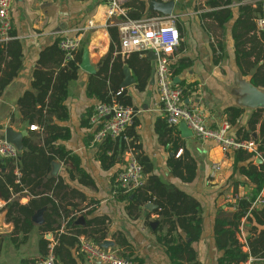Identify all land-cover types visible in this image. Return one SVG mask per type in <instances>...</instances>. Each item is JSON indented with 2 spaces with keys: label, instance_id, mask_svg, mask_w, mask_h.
<instances>
[{
  "label": "crops",
  "instance_id": "0c3cea01",
  "mask_svg": "<svg viewBox=\"0 0 264 264\" xmlns=\"http://www.w3.org/2000/svg\"><path fill=\"white\" fill-rule=\"evenodd\" d=\"M11 1V35L14 38L10 42L19 43L23 56L17 76L0 95V136L4 135L7 129H11L15 134L29 130V128L26 129L27 122L23 121L20 115L18 102L25 93L32 90L35 72H50L55 68L52 61L45 64L39 63L42 54L49 51L58 39L79 38V50L83 53L88 52V59L94 73H87L80 68L78 79L71 82L68 87L66 100L68 121L63 125L70 129V137L60 143L72 155L79 158L80 167L90 176L94 184L93 186L81 184L76 172H73L74 178L71 180L70 166L61 161L55 162L60 166L56 177H62L72 190L81 193L85 198V201L74 199L69 202L81 208L88 206L82 213L71 215V217L77 216V222L80 218H83L84 222L93 218L101 220L104 223L101 229L107 237L105 241L114 243V247L109 248V251L115 252L120 258H139L142 264H173L156 239L154 231L157 226L155 229L151 228V224L157 222L155 209L147 208L149 204L143 205L138 213L135 212L130 216L125 203L119 201L116 195L117 174L127 165L130 151L133 152L130 146L136 138L140 153L149 158L153 165V173L168 186L192 197L200 206L202 234L200 240L193 244L196 261L191 264H218L222 252L216 245V221L224 218L225 214L235 211L238 200L250 201L255 190V187L250 185L238 170L235 171L236 153H224L213 142H200L193 135L184 138L180 126L173 129L168 127L166 130H163L164 123H161V127L158 126L165 119V115L159 102L156 58L149 53L141 56L139 60L134 59L133 67L130 68L127 64L123 66V71L125 67L129 69L133 82L124 87V73L116 92L125 91L131 99L135 117L126 132L135 133L136 136L132 139L125 132L123 137L111 139L113 142L117 141L116 164L111 169L104 170L98 159L100 143H94L97 128L90 123L93 110L99 103L97 99L88 96L87 89L90 79L99 73L102 60L109 54L112 43L109 28H107L108 1L103 3L100 0ZM128 1L130 0H118L121 6ZM205 1L200 3L201 6ZM180 2L181 0L177 2L174 15L176 25L181 30V43L171 65L172 76V70L180 64L186 65L187 68L179 75L173 76V80L175 84L183 85L184 89L187 88L184 103L201 110L207 126L211 129H217L222 122L226 121V110L238 108L246 111L245 115L238 120V124L231 127L230 135L236 137L237 131L247 124L251 113L256 108L251 105L250 76H243L236 63L231 36L233 22L226 26L225 31H222L211 21L201 18L202 12L207 10H196L195 1L188 0L184 4ZM234 11L237 15V8ZM89 23H93V26L90 27ZM220 42L224 45L222 59H219V55L214 51ZM116 56L117 54H114L113 58ZM10 61L11 59L7 57L6 64ZM113 61L114 59L112 64ZM2 68L5 69V66ZM56 75L57 70H55ZM192 84L194 85L191 89L196 91L190 93L188 86ZM114 87L116 84L111 85L108 81V95L113 96ZM167 129H170L171 133L167 132ZM255 134L258 135V130ZM28 136L29 131L26 137ZM175 143L178 145L177 150L174 148ZM183 149L189 152L197 164L196 178L189 184L183 183L168 166L169 160L179 158L177 154L182 153ZM255 158L256 164H264L263 158L260 164L257 162L260 158L256 156ZM217 165L220 166V171L215 173L213 168ZM244 165L239 164L238 167ZM7 170L2 169L0 173L5 175L8 173ZM15 174L18 175L17 172ZM16 198L18 196H14L12 200ZM18 199L21 205H27L30 201L28 195H21ZM92 200L95 203L88 205ZM256 200L262 201L256 208L263 210L264 190L259 193ZM7 203L0 199V205L5 204L4 208ZM88 210L94 211L87 215ZM261 217L263 219L264 214ZM68 221L62 215L55 225L57 230L45 233L43 238L49 244L54 241L57 245L61 234L73 233L79 229L74 228L73 232L66 230ZM77 222V226H83ZM242 224H244V233L248 240L250 235H253L250 232L252 224L245 219ZM42 226L35 224V229L25 238L24 234L14 233V225L8 221L3 209L0 213L2 242L0 264L42 263L46 259L40 261L42 256L39 241L42 237L40 231ZM113 236H122L128 245L121 247ZM82 238L93 242L84 235L78 237L75 248L71 250L76 264H101L89 262L79 251L78 245ZM237 238L240 241V235L237 234ZM258 238L259 236L255 235L253 240ZM252 264H264V260L255 259Z\"/></svg>",
  "mask_w": 264,
  "mask_h": 264
},
{
  "label": "trees",
  "instance_id": "16d2710c",
  "mask_svg": "<svg viewBox=\"0 0 264 264\" xmlns=\"http://www.w3.org/2000/svg\"><path fill=\"white\" fill-rule=\"evenodd\" d=\"M241 2L242 0H206L196 10H207L202 12L201 18L211 21L216 28L222 31H225L226 26L233 22L231 36L237 66L243 76H250V83L254 87L264 91V31L258 32L256 26V20L264 17V5L252 7L241 5ZM122 8L126 10L128 19L134 21L158 16L156 13L147 12V0H130L124 3ZM235 8H237V15H235ZM178 30L181 32L180 28ZM108 31L112 42L110 51L102 60L99 73L90 79L87 94L97 99L98 103L132 107L131 99L126 92H120V90L116 92V90L119 89L120 79L124 77V64L131 68L133 67L132 61L139 60L142 55L131 53L128 56H122L118 29L113 27ZM13 38L14 36L11 35V40ZM10 41L0 43V95L14 80L21 67L23 56L21 47L18 42ZM60 41L61 39H58L49 51H45L39 62L45 64L52 61L55 68L50 72H35L32 90L25 93L18 102L22 120L30 126L36 125L39 132L36 133L29 128V136L22 139L17 160H5L0 157V170L8 169L7 174L0 173V199L8 202L4 209L8 221L14 225V233L24 234L25 238L35 229L32 221L34 215L44 210V224L40 228L42 232L39 241L42 256L40 261L44 260L48 254L49 243L43 238L44 234L55 232L58 219L64 215L69 220L66 230L79 229L75 232L72 230L73 233L61 234L54 248V254L58 264H76L71 250L75 248L79 236L84 235L95 244H101L107 237L101 229L104 223L99 219H88L83 226L76 225L77 216L71 217V215L82 213L88 206L81 208L69 200L85 201V198L81 193L72 190L62 177L51 175L53 164L61 161L70 166L71 180L74 178L73 172H76L81 184L85 186L94 184L90 176L80 167L79 158L72 155L60 143L70 137V129L63 125L68 121L66 107L68 87L71 82L78 79L83 58V52L78 50L73 59L67 60L65 53L59 47ZM214 51L219 55V59H222L224 45L221 42L218 43ZM114 54H117L115 58H113ZM7 57L11 59L8 64H6ZM3 66L5 69L2 68ZM186 68L187 66L182 64L173 68V76L179 75ZM55 70H57L56 76ZM108 81L111 85L116 84L113 88V96L108 95ZM193 85L188 86L190 93L196 91L191 89ZM179 86L183 88V85ZM186 96L187 88L184 90V98ZM245 113L243 109L230 108L225 112L226 121L231 127H235ZM161 123H164L163 130L169 127L166 118L158 126L161 127ZM170 129H167V132L171 133ZM257 130L258 135L255 134ZM126 135L130 138L136 136L135 133L127 132ZM235 138L239 141L253 140L258 145V151L264 159V110L253 111L247 124L237 131ZM116 142L106 138L100 143L98 159L104 170H109L116 164L118 152ZM130 148L143 168L145 184L142 188L127 195L117 189L118 200L125 203L130 216L135 212L138 213L143 205L149 204L147 208L149 206L151 207L149 209L154 208L158 222L154 233L166 255L173 264L194 263L196 252L193 244L200 240L202 234L199 204L183 191L165 184L153 173V165L149 158L140 153L136 138L132 141ZM174 148L178 149L176 143ZM235 153V171L238 170L249 184L255 187V190L250 201L238 200L235 211L224 213V218L217 219L215 224L216 245L222 252L218 264H245L249 258L264 260V218L261 217L264 214V208L263 210L251 209L252 203L264 190V164H256L254 154L243 150ZM239 164L245 165L238 167ZM168 166L183 183H192L196 178L197 164L187 150L183 149L179 158L169 160ZM21 195L30 197L27 205L19 203L18 198ZM14 196L18 198L12 200ZM93 203H95L94 200L88 205ZM93 211L88 210L87 215ZM244 219L252 224L250 232L253 233L247 240V252L244 251V246L237 238ZM255 235L259 238L253 240ZM113 238L121 247L128 245L122 236H113ZM1 245L0 240V248ZM127 259L131 264H142L139 258L128 257Z\"/></svg>",
  "mask_w": 264,
  "mask_h": 264
},
{
  "label": "built area",
  "instance_id": "2783aa9c",
  "mask_svg": "<svg viewBox=\"0 0 264 264\" xmlns=\"http://www.w3.org/2000/svg\"><path fill=\"white\" fill-rule=\"evenodd\" d=\"M167 2L169 0H158ZM179 0H175L177 3ZM11 0H0V43L4 44L11 40L12 20L10 16ZM264 5V0H242L241 5L256 7ZM238 5V4H237ZM107 28H117L119 33V48L123 56L131 53H140L142 56L153 52L156 56V82L159 92L160 106L164 112L169 128L185 124L194 138L200 142L208 141L216 144L224 153L239 150L255 154L262 159L258 151V145L253 141H239L230 135L231 125L224 121L217 129L207 126L205 116L197 107H190L184 103V88L175 84L171 72V65L181 43L180 32L176 25V16L172 18L148 17L141 20H130L126 10L122 8L118 0L108 1ZM90 27L93 23L88 24ZM258 32L264 31V17L256 20ZM65 53L67 60L73 59L74 54L80 48L79 38L64 37L59 44ZM135 117L133 107H124L119 104L99 103L95 106L90 117V123L97 128L94 143L98 144L106 138L117 139L124 136L128 126L132 124ZM31 131H39L37 126H30ZM181 152L178 153L180 156ZM19 149L8 141L0 140V157L5 160H17ZM214 172L220 171V166H214ZM145 184V176L142 166L136 155L130 151V157L125 168L117 174V189L123 194H130ZM262 201H254L252 208ZM5 205V204H4ZM0 205V213L4 209ZM240 243L247 248V237L244 233V224L240 226L238 236ZM56 243L52 241L48 245L46 259L40 264H57L54 254ZM79 251L91 263L101 264H131L128 259L120 258L115 252L104 250L98 244L87 238H82L78 245ZM255 261L249 258L245 264Z\"/></svg>",
  "mask_w": 264,
  "mask_h": 264
},
{
  "label": "water",
  "instance_id": "95a60500",
  "mask_svg": "<svg viewBox=\"0 0 264 264\" xmlns=\"http://www.w3.org/2000/svg\"><path fill=\"white\" fill-rule=\"evenodd\" d=\"M105 1H111V0H100V2H102V3ZM147 4H148V8H147L148 13H156L163 18H172L175 16L174 11H175L176 5H177L175 0H169L167 2H160L158 0H148ZM150 54L155 56V54L153 52H151ZM155 58H156V56H155ZM80 68L87 73H91V74L94 73V71L92 70V68L90 66L87 51H84V53H83V58H82V62L80 64ZM124 73H125V81H124L123 86L127 87V86L131 85L133 80L130 76L129 69L127 67L124 68ZM251 86H252V88H251V94H252L251 105H253L256 108V110L257 109H263L264 110V91L254 87L252 84H251ZM28 128H30L29 123L26 124V129H28ZM180 131L182 132L184 138H188V137L192 136V133L186 127L185 124L180 125ZM27 135H28V131H23L22 133L15 134L11 129H7L5 134L0 136V140L5 139L6 141H8L9 143H12L13 145H15L19 149L21 146L22 138L26 137ZM257 162L259 164L262 163V161L260 159ZM59 170H60V166L58 164L54 163L53 169H52V176L56 177L58 175ZM149 208H151V207L149 206ZM43 215H44V210L38 211L34 215V217L32 218L33 223L38 225V226L43 225L44 224ZM77 224L84 225L85 224L84 219L80 218L78 220ZM156 226H157V222L151 224L152 229H155ZM99 246L105 250H109V248L114 247V243L106 240V241H103L101 244H99Z\"/></svg>",
  "mask_w": 264,
  "mask_h": 264
},
{
  "label": "rangeland",
  "instance_id": "374dc122",
  "mask_svg": "<svg viewBox=\"0 0 264 264\" xmlns=\"http://www.w3.org/2000/svg\"><path fill=\"white\" fill-rule=\"evenodd\" d=\"M188 0H181V4H184V3H186ZM193 1H195V4H196V7L197 8H199L200 6H201V2H203L204 0H193ZM147 3H148V0H147ZM197 3H198V5H197ZM190 4V3H189Z\"/></svg>",
  "mask_w": 264,
  "mask_h": 264
}]
</instances>
